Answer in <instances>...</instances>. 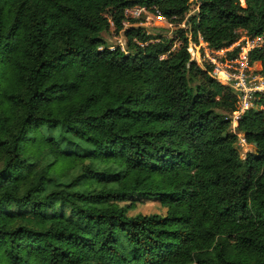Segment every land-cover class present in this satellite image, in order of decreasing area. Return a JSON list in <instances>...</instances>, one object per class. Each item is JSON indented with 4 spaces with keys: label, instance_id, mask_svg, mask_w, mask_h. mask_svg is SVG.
<instances>
[{
    "label": "trees",
    "instance_id": "trees-1",
    "mask_svg": "<svg viewBox=\"0 0 264 264\" xmlns=\"http://www.w3.org/2000/svg\"><path fill=\"white\" fill-rule=\"evenodd\" d=\"M239 28L264 35V0H0V264H264V90L242 158L235 93L187 51ZM144 199L165 213L129 214Z\"/></svg>",
    "mask_w": 264,
    "mask_h": 264
},
{
    "label": "built area",
    "instance_id": "built-area-1",
    "mask_svg": "<svg viewBox=\"0 0 264 264\" xmlns=\"http://www.w3.org/2000/svg\"><path fill=\"white\" fill-rule=\"evenodd\" d=\"M124 14L128 18L143 17L139 22L143 26L151 20L169 23L160 13L145 6L125 8ZM236 33L238 37L233 43L220 48L211 47L199 36L197 42L189 41L187 51L191 60L201 68H209V74L217 82L232 88L236 95V110L229 115L230 130L241 143H246L243 134L237 130L238 121L246 110L255 107L257 93L264 90V77L260 74L261 63L251 61L249 53L264 45V35H251L244 28L237 29ZM179 43V39H176L172 48Z\"/></svg>",
    "mask_w": 264,
    "mask_h": 264
},
{
    "label": "rangeland",
    "instance_id": "rangeland-1",
    "mask_svg": "<svg viewBox=\"0 0 264 264\" xmlns=\"http://www.w3.org/2000/svg\"><path fill=\"white\" fill-rule=\"evenodd\" d=\"M241 2L243 3V0H241ZM196 10H197L196 4H193L190 8V11L188 12V15L194 14ZM141 18L143 17H140L139 20H141ZM125 25H128V22H126ZM144 25L148 28L152 36H154L155 34H161L168 38H174L176 35L179 34L180 29L185 30L184 28H186L185 21L180 24V23H165V22L159 23L156 20H151L148 24H144ZM102 35L105 38L108 45L113 46V45L119 44L121 46H124V37L122 33L116 34L114 30L111 28V30L107 32H103ZM237 146L239 148V152L242 158H244L247 152L254 151V147L251 144L241 143L239 139H238ZM54 167L56 169L55 174L60 179H68L71 176V174L77 172L76 171L77 168L75 167V168L69 169L68 173L66 174L67 176H64L63 172L65 168L62 167V165H55ZM138 213L164 214L165 208L161 207L159 201L156 199L138 200L135 202L134 207L129 210V214L135 215Z\"/></svg>",
    "mask_w": 264,
    "mask_h": 264
}]
</instances>
